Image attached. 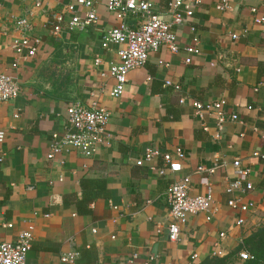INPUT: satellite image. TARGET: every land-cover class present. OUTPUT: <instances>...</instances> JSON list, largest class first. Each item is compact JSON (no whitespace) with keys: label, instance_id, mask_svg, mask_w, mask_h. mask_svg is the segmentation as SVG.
<instances>
[{"label":"crops","instance_id":"1","mask_svg":"<svg viewBox=\"0 0 264 264\" xmlns=\"http://www.w3.org/2000/svg\"><path fill=\"white\" fill-rule=\"evenodd\" d=\"M150 1L166 16L167 0ZM184 2L183 8L193 4ZM220 2L199 0L194 16L176 29L179 52L161 47L150 53L115 98L109 70L124 46L102 45L106 31L118 26L107 0H94L97 24L74 31L68 30L72 0H0V72L21 88L18 98L0 103V130L6 133L0 146V242L15 241L31 224L35 237L27 264H59L66 252L78 253L75 264H206L227 256L228 264H239L240 242L264 225V160L253 156L264 152V0H227V10ZM75 6L78 15L88 11ZM57 14L64 20L52 35ZM14 17H28L41 40L36 55L19 59L16 69L12 43L20 33ZM191 27L200 54L187 63ZM95 101L111 113L110 142L92 157L69 149L49 160L52 135L66 131L68 108ZM216 101L238 115L221 132L213 115L199 118L193 107ZM149 149H181V172L158 175L164 160H145ZM237 158L251 169L253 189L231 195L226 189ZM199 167L216 172L201 173ZM186 176L190 194L210 190L218 211L190 216L179 239L171 241L168 188ZM233 197L254 207L244 214L232 210L227 203ZM239 217L242 226L235 224ZM219 251L224 257H215Z\"/></svg>","mask_w":264,"mask_h":264},{"label":"built area","instance_id":"2","mask_svg":"<svg viewBox=\"0 0 264 264\" xmlns=\"http://www.w3.org/2000/svg\"><path fill=\"white\" fill-rule=\"evenodd\" d=\"M75 4H80L88 8L83 15L76 14V6L72 4L68 7L70 13L73 14L68 23V30H85L93 27L98 23L99 18L94 10V0H72ZM193 4L185 5L184 0H167L166 16L159 14L155 5L150 0H107L108 11L116 17L118 26L111 28L104 34L102 45L107 47L110 43L123 45L124 48L119 52V62L110 66L109 73L115 79L116 84L111 91V95L115 98L121 97L125 91V87L129 80V73L135 69H139L146 65L150 53L158 51L161 47H166L171 53L179 52L177 43L178 37L176 29L190 20L194 13L193 6L197 5L199 0H191ZM37 6H41L37 3ZM221 10L229 9L227 0H221L218 4ZM253 13L256 8L251 9ZM14 23L20 33L12 43V48L17 56V60L12 67H18V60H27L33 58L41 44L40 38L33 35L34 27L28 17H14ZM129 19L134 20V24L129 23ZM63 17L59 14L54 16L55 25L52 29V35L61 32V24ZM257 23L261 19L255 20ZM194 37L191 44L185 48L188 54L187 63H191L193 55L200 54L199 38L195 35L196 29L191 27ZM247 33V31H244ZM237 38L236 35L233 36ZM97 63L100 61L97 60ZM162 64V63H161ZM168 65V64H167ZM165 65V66H167ZM167 86H172L171 81L166 82ZM176 90L180 86H175ZM21 93L20 84L15 77L0 72V103L8 102L19 97ZM93 96V95H92ZM184 102V101H182ZM193 107L195 114L202 118L205 114L213 115L217 120L218 130L223 131L224 125L231 121L238 120L236 113H228L225 110L224 101L200 103L194 102ZM110 112L96 101L90 107H84L81 104H75L67 110V126L63 135L53 134L51 141L49 160H54L69 149H75L81 152L85 157H92L98 151L100 146L107 145L110 137L107 134V126L110 120ZM6 139V133L0 130V146ZM5 153L0 149V162L4 160ZM253 156L264 160V152H255ZM161 157L164 160V167L157 170L158 175L165 176L170 172L176 175L181 172V161L184 160L185 154L181 149L175 152H162L156 149H149L145 153V160L153 161V159ZM234 181L227 186L226 192L234 195L236 192H248L253 189V184L249 181L251 169L245 167L242 161L237 158L233 161ZM198 172H208L210 175L215 174V169L207 171L204 167H199ZM190 177H182L174 180L168 188L169 203V238L171 241H177L181 235L182 227L188 221V218L199 213H216L215 201L212 192L209 190L204 195L192 196L190 194ZM228 206L232 210L239 213H247L253 204H244L241 199L231 198L228 200ZM211 219L210 217L208 218ZM245 220L242 217L236 219V226L244 225ZM12 227L11 224L6 225ZM221 238H225V233L220 234ZM35 237L34 225H28L22 230L15 241L0 242V264H27V257L31 250ZM241 250L239 252V260L242 262L252 259L251 254L244 249V240L240 242ZM215 257H224L223 251L215 254ZM137 256L134 255V258ZM78 258L76 252H66L60 257L59 264H75ZM198 255L194 254L191 261H196ZM155 260L152 256L149 261ZM146 264H149L147 262ZM192 264V263H191Z\"/></svg>","mask_w":264,"mask_h":264},{"label":"trees","instance_id":"3","mask_svg":"<svg viewBox=\"0 0 264 264\" xmlns=\"http://www.w3.org/2000/svg\"><path fill=\"white\" fill-rule=\"evenodd\" d=\"M244 249L247 250L252 259L240 264H264V225L255 230L252 235L244 240ZM234 256V255H233ZM232 256L221 259H212L206 264H228Z\"/></svg>","mask_w":264,"mask_h":264},{"label":"rangeland","instance_id":"4","mask_svg":"<svg viewBox=\"0 0 264 264\" xmlns=\"http://www.w3.org/2000/svg\"><path fill=\"white\" fill-rule=\"evenodd\" d=\"M249 254H250V253H249ZM238 262H239V264H240V263H242V261H241V260H239Z\"/></svg>","mask_w":264,"mask_h":264}]
</instances>
